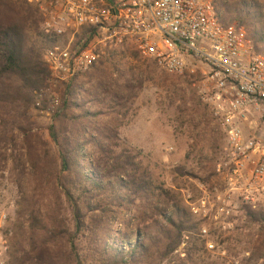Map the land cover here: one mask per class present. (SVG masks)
Segmentation results:
<instances>
[{
  "label": "rangeland",
  "instance_id": "obj_1",
  "mask_svg": "<svg viewBox=\"0 0 264 264\" xmlns=\"http://www.w3.org/2000/svg\"><path fill=\"white\" fill-rule=\"evenodd\" d=\"M257 1L264 12V0ZM18 4L34 7L25 0L6 1L3 4L6 8L0 7V27L24 25ZM30 30L34 33L32 37L42 34L39 22ZM191 69L195 68L189 67L183 75L170 74L130 45L81 76L77 85L81 101H86L85 108L99 113L100 122L116 131L120 145L117 150L126 146L140 152L137 162L142 161L150 177L173 192L192 214L194 223L199 224L201 264H264L262 225L250 223L246 218L235 231L217 235L213 239L216 250L210 251L200 236L201 223L191 212L202 197L201 188L214 187L216 164L225 144L203 98V74L197 69L192 73ZM48 82L49 72L43 85L33 92L29 109L24 110V133L15 132L16 145L6 143L0 148L4 157L0 171V213L8 215L0 232V246L5 243L8 250L0 264H55L56 260H61L60 264H73L76 259L91 264L96 257L94 226L88 221L82 232L75 228L74 205L66 199L61 186L66 183V173L61 171L59 150L50 133L54 125L60 129L57 116L65 109L67 85L54 88L57 103L47 101L42 109L36 107L37 94L48 87ZM68 187L74 198H79L80 192L71 184ZM23 199L33 202L38 218L48 224L46 234L33 236L30 213H20ZM131 220L129 213L115 219L109 229V240L120 241L121 234L136 230L137 221ZM98 236L103 237L101 230ZM186 250L184 241L162 264H181Z\"/></svg>",
  "mask_w": 264,
  "mask_h": 264
},
{
  "label": "built area",
  "instance_id": "obj_2",
  "mask_svg": "<svg viewBox=\"0 0 264 264\" xmlns=\"http://www.w3.org/2000/svg\"><path fill=\"white\" fill-rule=\"evenodd\" d=\"M51 42L43 62L48 87L36 107L57 103L54 88L69 85L127 46L170 74L189 67L204 77L203 98L225 144L216 183L201 188L191 208L210 251L213 239L235 231L247 209H264V55L243 27L221 22L213 0H25ZM191 69L194 73L196 70ZM8 215L0 213L1 228ZM0 246V262L7 254Z\"/></svg>",
  "mask_w": 264,
  "mask_h": 264
},
{
  "label": "trees",
  "instance_id": "obj_3",
  "mask_svg": "<svg viewBox=\"0 0 264 264\" xmlns=\"http://www.w3.org/2000/svg\"><path fill=\"white\" fill-rule=\"evenodd\" d=\"M6 1L9 0H0V7L6 8L3 5ZM18 5L19 14L24 15V25L0 27V148L6 143L16 145L15 132L24 133V110L29 109L33 92L48 76L42 53L51 42L42 34L32 37L34 33L30 30L40 23L38 11L26 4ZM215 6L221 22L245 27L257 51L264 55L261 4L257 0H220ZM78 81L79 78L74 79L67 85L65 109L57 116L60 129L54 125L50 133L59 150L61 171L66 173V183L61 186L66 199L74 205L75 228L82 232L88 221L94 226L96 257L91 264H154L158 261L162 264L184 241H187L186 258L181 259V264L203 263L199 258L203 250L197 237L199 224L194 223L192 214L173 192L157 184L143 169L142 161L137 162L140 152L126 146L122 151L117 150L120 145L116 131L100 122L99 113L85 108ZM3 159L0 154V171ZM70 184L80 192L79 198H74ZM20 207L21 214L30 213L33 236L46 234L48 224L38 218L34 203L23 199ZM123 213H129L131 221H137L136 230L121 234L120 241H111V224ZM246 216L250 223L264 228V209L248 208ZM130 222L126 224L127 230ZM31 242L32 247H36L33 238ZM60 263L61 260L55 261V264ZM73 264L86 262L76 259Z\"/></svg>",
  "mask_w": 264,
  "mask_h": 264
}]
</instances>
